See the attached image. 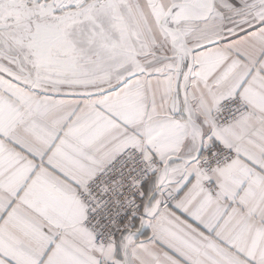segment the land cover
I'll use <instances>...</instances> for the list:
<instances>
[{"label": "snow or ice", "instance_id": "obj_1", "mask_svg": "<svg viewBox=\"0 0 264 264\" xmlns=\"http://www.w3.org/2000/svg\"><path fill=\"white\" fill-rule=\"evenodd\" d=\"M0 264H264V0H0Z\"/></svg>", "mask_w": 264, "mask_h": 264}]
</instances>
